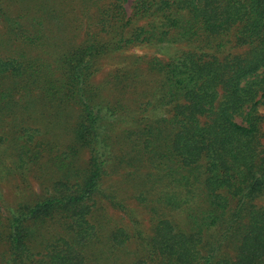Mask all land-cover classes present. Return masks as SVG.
I'll use <instances>...</instances> for the list:
<instances>
[{"label":"trees","instance_id":"16d2710c","mask_svg":"<svg viewBox=\"0 0 264 264\" xmlns=\"http://www.w3.org/2000/svg\"><path fill=\"white\" fill-rule=\"evenodd\" d=\"M127 3L0 0V264H264V0Z\"/></svg>","mask_w":264,"mask_h":264},{"label":"rangeland","instance_id":"374dc122","mask_svg":"<svg viewBox=\"0 0 264 264\" xmlns=\"http://www.w3.org/2000/svg\"><path fill=\"white\" fill-rule=\"evenodd\" d=\"M133 0H128V3L126 4V10L128 12H131ZM8 10L12 13L15 12V7L12 5H9ZM11 28L8 25L7 21L5 19H0V39L1 41H7L10 38V32ZM4 45L0 43V53L3 55H7L10 50H12V47H9L7 50H4ZM138 52V51H137ZM140 54H147V55H154L157 54L156 50H149L147 52L139 51ZM164 55V54H163ZM165 56V55H164ZM111 61H106L101 72L96 76V81L101 83L104 81L105 74L111 70ZM88 156V155H87ZM86 156V157H87ZM27 183L30 185H26L23 182V179L18 175L8 178L4 184L3 187V195L4 199L6 201V204H13L19 196H25L28 197L31 196L33 193L36 195L41 194V186L40 183L34 178L33 173L30 174V177L26 180ZM104 206L107 208V216L108 219L111 220L112 224L120 223L121 219L124 217L123 214L116 212L112 209H110L106 204Z\"/></svg>","mask_w":264,"mask_h":264}]
</instances>
